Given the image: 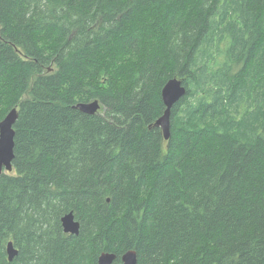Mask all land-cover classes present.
Segmentation results:
<instances>
[{"label": "trees", "instance_id": "1", "mask_svg": "<svg viewBox=\"0 0 264 264\" xmlns=\"http://www.w3.org/2000/svg\"><path fill=\"white\" fill-rule=\"evenodd\" d=\"M14 108L0 264H264V0H0Z\"/></svg>", "mask_w": 264, "mask_h": 264}, {"label": "water", "instance_id": "2", "mask_svg": "<svg viewBox=\"0 0 264 264\" xmlns=\"http://www.w3.org/2000/svg\"><path fill=\"white\" fill-rule=\"evenodd\" d=\"M185 88L182 86L181 80L174 78L169 80L162 90V96L167 108L164 114L158 119L157 124L162 126L164 137L170 138V116L171 108L183 95ZM76 108H79L86 113H96L100 109L98 100L88 103H78ZM18 118V111L14 108L0 123V176L6 171L13 170L14 159V124ZM64 231L69 234H79L80 223L75 219L73 212L66 214L62 218ZM18 250L14 247L13 242L7 245V254L9 260H13L17 255ZM114 253H102L98 259V264H114L116 259ZM120 264H137V254L133 250H129L122 256Z\"/></svg>", "mask_w": 264, "mask_h": 264}, {"label": "bare ground", "instance_id": "3", "mask_svg": "<svg viewBox=\"0 0 264 264\" xmlns=\"http://www.w3.org/2000/svg\"><path fill=\"white\" fill-rule=\"evenodd\" d=\"M216 19H217V17H216ZM179 80H180V79H179ZM165 85H166V84H165ZM163 88H164V87H163ZM162 90H163V89H162ZM162 98H163V96H162ZM163 101H164V100H163ZM164 104H165V103H164ZM174 104H175V103H174ZM165 106H166V105H165ZM172 107H173V106H172ZM166 108H167V106H166ZM166 108H165V109H166ZM171 109H172V108H171ZM156 125H158V124H157V121H156ZM158 126L161 127V129H162V126H160V125H158ZM162 132H163V129H162ZM170 132H171V130H170ZM163 136H164V132H163ZM170 136H171V135H170ZM169 139H170V138H169ZM169 139H167L166 137H164V140H165V141H168ZM107 253H110V252H107ZM115 255H116V254H115ZM97 264H98V263H97Z\"/></svg>", "mask_w": 264, "mask_h": 264}]
</instances>
